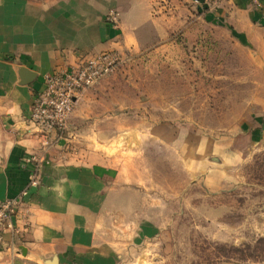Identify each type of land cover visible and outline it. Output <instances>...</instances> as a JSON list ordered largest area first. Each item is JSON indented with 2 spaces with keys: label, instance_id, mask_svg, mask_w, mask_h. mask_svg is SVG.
Listing matches in <instances>:
<instances>
[{
  "label": "rangeland",
  "instance_id": "1",
  "mask_svg": "<svg viewBox=\"0 0 264 264\" xmlns=\"http://www.w3.org/2000/svg\"><path fill=\"white\" fill-rule=\"evenodd\" d=\"M186 18L168 45L122 51L129 60L85 94L50 150L57 162L102 154L147 185L146 203L122 193L129 203L111 205L114 229L76 264H264V65L227 30ZM168 110L181 121L154 124Z\"/></svg>",
  "mask_w": 264,
  "mask_h": 264
},
{
  "label": "crops",
  "instance_id": "2",
  "mask_svg": "<svg viewBox=\"0 0 264 264\" xmlns=\"http://www.w3.org/2000/svg\"><path fill=\"white\" fill-rule=\"evenodd\" d=\"M111 9L119 12L117 26L107 19ZM187 13L227 30L264 65V0H0V201L28 186L27 157L42 143L31 107L44 74L108 50L138 53L168 45L171 30L191 26ZM24 68L37 74L29 84L21 83ZM180 118L168 110L154 124L168 128ZM151 119L146 114V123L153 124ZM70 157L57 162L51 156L44 164L41 184L25 200L31 227L14 244L8 237L0 244V264L19 257L40 262L56 254L59 264H76L84 253L100 251L96 238L114 229L105 213L114 210L111 205L121 209L129 203L122 193H133L135 204L149 201L141 191L146 182L127 173L122 162L84 150Z\"/></svg>",
  "mask_w": 264,
  "mask_h": 264
},
{
  "label": "built area",
  "instance_id": "3",
  "mask_svg": "<svg viewBox=\"0 0 264 264\" xmlns=\"http://www.w3.org/2000/svg\"><path fill=\"white\" fill-rule=\"evenodd\" d=\"M258 3V0H254ZM108 21L117 26L119 12L111 9ZM120 50H108L84 56L78 61L59 66L43 76V88L33 97L31 121L38 127L42 143L37 152L27 157L31 170L28 186L15 197L0 201V244L5 245L7 237L14 244L31 227L26 197L30 190L41 184L42 168L47 164L50 150L65 139L73 115L84 95L107 77L120 69L128 60Z\"/></svg>",
  "mask_w": 264,
  "mask_h": 264
},
{
  "label": "water",
  "instance_id": "4",
  "mask_svg": "<svg viewBox=\"0 0 264 264\" xmlns=\"http://www.w3.org/2000/svg\"><path fill=\"white\" fill-rule=\"evenodd\" d=\"M20 76H21L22 84H29L35 79L37 74L33 72L32 70L24 68L23 70H21ZM21 248L23 249V247ZM22 254L27 255V252L23 251ZM47 263L48 264H59V260L58 258H54V259L48 260Z\"/></svg>",
  "mask_w": 264,
  "mask_h": 264
},
{
  "label": "trees",
  "instance_id": "5",
  "mask_svg": "<svg viewBox=\"0 0 264 264\" xmlns=\"http://www.w3.org/2000/svg\"><path fill=\"white\" fill-rule=\"evenodd\" d=\"M14 264H16V260H15V263Z\"/></svg>",
  "mask_w": 264,
  "mask_h": 264
}]
</instances>
